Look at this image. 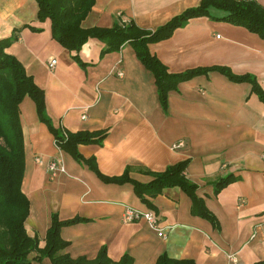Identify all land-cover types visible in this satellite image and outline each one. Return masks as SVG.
I'll return each mask as SVG.
<instances>
[{
    "label": "crops",
    "instance_id": "obj_1",
    "mask_svg": "<svg viewBox=\"0 0 264 264\" xmlns=\"http://www.w3.org/2000/svg\"><path fill=\"white\" fill-rule=\"evenodd\" d=\"M240 1L264 8V0ZM201 2L95 0L82 26L112 28L118 21H132L154 31ZM37 14L35 0H0V40L16 37L7 53L45 92L47 115L56 129L107 136L102 145L80 146L84 162H78L57 148L35 103L24 99L23 193L31 204L30 236L44 247L51 216L57 214L61 221L87 220L61 231L69 243L65 253L73 259L94 260L105 248L113 262L129 255L133 264H156L166 254L196 264H230L228 256L237 254L240 264H264V103L251 85L209 71L170 92L164 112L154 75L130 44L101 59L105 44L92 39L80 52L88 64L82 68L53 39L50 22L40 23ZM149 50L170 73L226 68L235 76L256 78L264 90V41L245 28L199 17ZM53 59L58 63L51 71ZM55 159L63 161L66 173L51 178L49 163ZM185 160L190 161L186 178L197 185V196L216 226L193 214L192 200L180 188L146 197L147 202L135 192L131 181L149 184L151 174ZM125 174L127 180L107 181ZM226 177L235 180L215 195L214 185ZM128 208L153 212L166 238L145 220L125 222ZM32 264L52 262L46 258Z\"/></svg>",
    "mask_w": 264,
    "mask_h": 264
},
{
    "label": "trees",
    "instance_id": "obj_2",
    "mask_svg": "<svg viewBox=\"0 0 264 264\" xmlns=\"http://www.w3.org/2000/svg\"><path fill=\"white\" fill-rule=\"evenodd\" d=\"M38 5L37 19L40 23L49 21L53 39L72 55V59L82 68L88 66L80 58L82 48L92 39L105 47L101 59L110 53L118 52L130 44L139 61L154 75L158 97L164 112L169 107V94L176 91L179 84L190 81L209 71H218L235 83H248L252 91L264 103V90L256 78L235 76L226 68L195 69L181 74L170 73L167 68L151 54L149 45L170 39L175 31L185 27L190 20L208 17L216 21L245 28L264 41V8L254 1L240 0H202L198 7L186 10L165 25L154 31L141 29L134 22H116L112 28L85 29L82 24L91 13L95 0H35ZM219 14V16L214 15ZM34 32L42 29L30 27ZM16 37L0 40V264H32L50 259L52 264H133L129 255L119 262H113L103 248L96 259H73L65 253L69 243L61 238L63 228L87 222L80 218L61 221L57 214L51 216V226L45 237V246L41 247L37 237H31L26 228L31 204L23 193L25 175V142L21 123L20 105L30 98L36 105L41 123L47 126L55 139V145L69 153L78 162H84L79 147L83 145H102L107 132L68 133L56 129L47 115L45 92L39 88L23 65L7 53ZM91 164L92 160L85 161ZM190 161L185 160L168 167L164 172L151 174L153 181L139 184L131 181L137 196L147 202L146 197H156L165 189L180 188L192 200V212L208 220L214 226L216 218L197 196V185L186 178ZM127 180L123 178L107 181ZM235 179L226 177L214 185V194L218 195ZM37 253V256H33ZM156 264H196L193 260H176L166 254L159 257Z\"/></svg>",
    "mask_w": 264,
    "mask_h": 264
},
{
    "label": "built area",
    "instance_id": "obj_3",
    "mask_svg": "<svg viewBox=\"0 0 264 264\" xmlns=\"http://www.w3.org/2000/svg\"><path fill=\"white\" fill-rule=\"evenodd\" d=\"M57 63H58L57 60H55V59L51 60V62L49 64L51 71L55 70ZM116 74L119 78L124 77V72L122 70H117ZM38 161L40 162L39 159H38ZM49 172H50L51 178H56L61 174H65L66 168L64 166L63 161L61 159L52 160L49 163ZM139 220H145L148 223V225L150 226V228L152 230H154L155 232H157V234L160 237L166 238L165 230L160 227L159 220L153 212H151V211L140 212V211L132 209V208H128L126 210V213L124 216L125 222H135V221H139ZM228 260H229L230 264H240L237 254L229 255Z\"/></svg>",
    "mask_w": 264,
    "mask_h": 264
}]
</instances>
